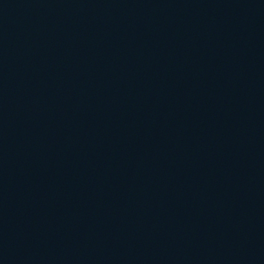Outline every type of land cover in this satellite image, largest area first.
<instances>
[{
	"label": "water",
	"instance_id": "95a60500",
	"mask_svg": "<svg viewBox=\"0 0 264 264\" xmlns=\"http://www.w3.org/2000/svg\"><path fill=\"white\" fill-rule=\"evenodd\" d=\"M0 264H264V0H0Z\"/></svg>",
	"mask_w": 264,
	"mask_h": 264
}]
</instances>
